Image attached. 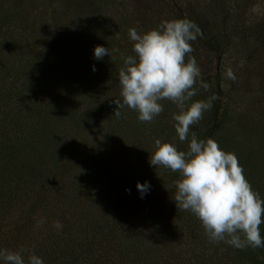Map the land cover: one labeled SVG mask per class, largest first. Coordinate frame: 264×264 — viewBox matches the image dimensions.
<instances>
[{"label": "trees", "instance_id": "trees-1", "mask_svg": "<svg viewBox=\"0 0 264 264\" xmlns=\"http://www.w3.org/2000/svg\"><path fill=\"white\" fill-rule=\"evenodd\" d=\"M198 6L189 16L177 0H0V248L35 252L44 264H264V247L210 241L175 204L178 173L150 164L155 139L187 148L173 126L176 106L162 101L151 123L127 107L115 115L122 57L133 54L129 29L193 21L192 47L217 59L193 100L218 99L190 132L234 153L264 199L262 170L247 172L249 138L264 131V0ZM98 45L111 55L95 59ZM137 182L150 185L143 198Z\"/></svg>", "mask_w": 264, "mask_h": 264}, {"label": "clouds", "instance_id": "clouds-1", "mask_svg": "<svg viewBox=\"0 0 264 264\" xmlns=\"http://www.w3.org/2000/svg\"><path fill=\"white\" fill-rule=\"evenodd\" d=\"M199 35V27L187 18L162 20L146 32L130 28L133 54L122 57L123 66L118 72L120 98L113 100L115 115L120 116L119 109L127 107L138 114L139 121L151 123L164 111L162 101L173 103V126L187 148L181 150L172 142L155 139L150 164L178 173L179 178L173 182L175 204L179 211L190 212L201 222L210 241L237 249L261 248L264 199L246 179L234 153L221 149L212 138L199 139L195 132H190L211 110L212 101L218 99L212 96L208 100H193L198 88L209 87L191 55V42ZM105 55H111L108 48H94L95 59ZM224 75L235 79L231 68ZM136 187L143 198L150 185L137 182ZM42 223L43 220L38 222ZM25 251L0 248V264H44L35 252H29L25 258Z\"/></svg>", "mask_w": 264, "mask_h": 264}, {"label": "rangeland", "instance_id": "rangeland-1", "mask_svg": "<svg viewBox=\"0 0 264 264\" xmlns=\"http://www.w3.org/2000/svg\"><path fill=\"white\" fill-rule=\"evenodd\" d=\"M138 1H142L143 3H146V4H149L152 0H138ZM200 0H177V2L179 3L180 7L184 9L185 11V14L191 16V12L195 11V10H199V6H198V2ZM53 6V5H52ZM56 6V5H55ZM259 11V8H256L254 10H252V12H248L246 13L245 15V19H249V15H252L256 12ZM130 50L129 48H126V51L125 53H129ZM193 56L195 58H197V64L199 65L200 69H201V72H202V79H203V82L205 83V75H207L208 71H212L213 72V69L216 65V62H217V59L215 57H213V55H210L208 54L203 48L201 47H194V53H193ZM124 57H126V55H124ZM231 59V58H229ZM228 62V60H227ZM230 63H232V59L229 60ZM229 64V63H228ZM239 66H244L243 64V61H241L239 64ZM122 66H123V63H122ZM227 84L225 85V88H226ZM255 98L252 99L251 103L252 102H258L260 100V96H259V92H255ZM201 100V99H200ZM164 103L166 105H171L172 103H170L169 101H164ZM256 109H255V113L258 112V110L262 107V104H255ZM234 112L230 113V115H233ZM252 115V114H251ZM234 118V117H232ZM230 118L229 120H231L229 122V130H235L233 128H237V125L234 121V119ZM257 132V137L255 138H249L250 141H251V147L252 149L254 150L253 152H251L252 154V157L250 155V162L252 163L251 165H248L247 166V172L251 170L252 173H254L255 175L258 174V172H263V175H264V150L261 151V153L259 152L260 150L257 149V147H253V145H255L254 143H256V145H259V146H262L263 144V141H264V137H261L262 136V133H264V131H262V127L261 128H258L256 130ZM240 140H244L242 138H239ZM239 142V141H238ZM249 148V147H248ZM250 150V149H248ZM257 154V156L255 155ZM261 159L262 161L260 162L259 166H261L259 169L257 167V164H256V160H259ZM259 163V162H258ZM223 248V247H222Z\"/></svg>", "mask_w": 264, "mask_h": 264}]
</instances>
